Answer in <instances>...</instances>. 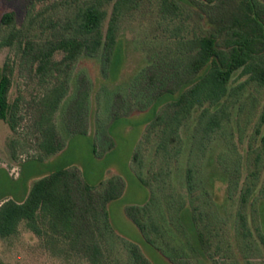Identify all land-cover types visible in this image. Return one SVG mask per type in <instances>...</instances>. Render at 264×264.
Listing matches in <instances>:
<instances>
[{
    "label": "trees",
    "instance_id": "obj_1",
    "mask_svg": "<svg viewBox=\"0 0 264 264\" xmlns=\"http://www.w3.org/2000/svg\"><path fill=\"white\" fill-rule=\"evenodd\" d=\"M189 1L196 3L195 0ZM198 1L208 8L222 10L220 25L222 30L230 32L235 39L233 54L228 55L214 37L189 33L177 24L171 26L177 17L178 8L172 0H159L160 23H166L169 28L166 37L158 42L151 41L150 44L155 45V50L150 52L151 62L133 80L130 86L132 94L125 98V102L122 98L117 101L115 113L108 117L111 125L100 120L98 128L100 144L104 146L110 143L107 130L121 117L120 114L128 113L130 106L140 111L158 109L148 137L134 151L132 170L145 184L147 176H150L152 185L148 186L159 192L161 186L165 187L169 182L172 170L179 167L182 161L188 160L187 165H191V168L186 183L191 208H180L177 213L186 240L183 246L192 254L197 250L212 249L220 234L223 214H226L224 207H220L214 198L215 180L206 183L204 179L197 178L200 174L196 168H201L202 161L210 155L209 168L214 169H211L215 172L213 174L220 175L222 182L231 179L240 170V163L230 167L226 157H222L218 162L224 167L225 173L218 171L213 150L216 132L222 127L225 117L222 106L230 94V84L234 75L242 71L243 76L249 75L254 82L264 86V67L250 63L256 56H264V0ZM140 2L85 0L77 4L76 10L68 12L69 16L63 24L67 33L60 37L54 34V38L43 47L23 39V33L16 28L14 13H6L2 17L1 27L7 33L0 37V47H17L23 61L34 69L42 83L48 85L44 88L45 93L36 112L34 127L40 139L34 159L55 157L65 150L69 138L77 134H88L86 120L91 114L93 84L83 72L76 79L75 66L83 58L95 60L102 74L110 75L117 54L120 21L135 11ZM111 3H114L112 18L104 34L103 26L108 14L103 7ZM233 3L234 10L231 9ZM65 9L69 10L67 7ZM59 53L63 54V59L57 61L55 57ZM14 72V62L9 57L0 74V119L16 135L20 123L19 106L17 103L11 104L9 98ZM73 84L75 93L69 100ZM166 96L172 100L161 106ZM197 108H202V112L190 132V139L192 143L204 140L202 155L199 157V152H195L196 147L191 146L187 150V142L181 136L182 128L191 122ZM59 113L62 115L60 125L57 122ZM260 121L264 124V107ZM20 142L14 138L11 143L14 160H17L16 146L22 145ZM194 188L199 189L197 196L193 193ZM185 189L183 187L181 192L184 193ZM123 190L124 181L120 177L96 187L87 184L77 169H59L34 182L23 201L0 200V238L8 239L16 235L19 226L25 223L38 237L44 238L50 248L55 250L61 244L63 250H76L89 256L92 261H100L106 255L104 250H109L117 242L111 235L108 205L118 199ZM231 190L229 187V199ZM252 196V191L245 195V203ZM202 206L214 214L217 220L215 224L212 225L208 214V220L202 226L201 223L205 222L201 214ZM128 216L157 249H171L173 239L168 238L153 223V215L146 208H130ZM237 216L241 221L240 229L235 227ZM225 219L228 220L226 216ZM248 220L247 212L242 211L235 213L233 225L231 220L227 221L230 225L227 238L229 250L234 246L241 250L244 247L247 249V244V247L250 246L254 232ZM260 238L264 245V234L260 233ZM126 247L133 264H152L138 246ZM217 250L221 249L218 247ZM189 258L182 256L175 261L176 264H185Z\"/></svg>",
    "mask_w": 264,
    "mask_h": 264
},
{
    "label": "rangeland",
    "instance_id": "obj_2",
    "mask_svg": "<svg viewBox=\"0 0 264 264\" xmlns=\"http://www.w3.org/2000/svg\"><path fill=\"white\" fill-rule=\"evenodd\" d=\"M84 1L0 0V37L7 33L1 27V19L6 13L12 12L16 16V28L25 37L23 39L43 47L48 40L54 38V34L60 37L67 33L63 24L69 16L68 12L76 10L77 4ZM172 1L176 4L178 12L171 26L177 24L189 33L214 37L228 55L233 54L235 39L230 32L222 30V10L203 6L198 0H195L196 3L189 0ZM67 2L68 4L63 6ZM158 2L159 0H141L138 8L120 21L117 54L110 75L102 74L100 65L95 60L83 58L76 64V79L83 72L93 84L91 114L86 120L89 132L69 138L65 150L50 159L33 158L37 156L40 139L34 127L37 107L45 93L44 88L48 85L42 83L34 69L23 61L17 47H0V74L9 57L14 62L15 72L9 98L11 104H18L20 120L17 134L14 135L8 124L0 119V200L23 201L34 182L59 169H77L87 184L96 187L107 184L116 177L124 181L123 192L108 205L111 235L117 242L113 247H109V250H104L106 255L100 261H92L89 256L76 250H63L64 246L61 244L54 250L45 244L44 238L38 237L22 223L16 235L8 239L0 238V264H133L127 245L138 246L152 264H176L175 259L182 256L190 257L185 264H264V245L260 238V233L264 234V124L260 121L264 107V86L254 82L249 75L243 76L242 71L234 75L229 87L230 94L222 106L225 109L223 124L216 132L213 146L215 167L218 171L225 173L218 159L226 157L230 167L240 163L239 172L222 182L220 175L213 174L215 172L209 168L210 155L202 161L201 168H196V172L200 174L197 178L204 179L206 183L215 180V201L220 207H224L223 211L226 212L223 214L220 234L211 250H197L192 254L184 248L186 244L183 243H186V240L177 211L183 207L191 208L186 183L189 167L191 168V165H187L188 160L182 161L179 167L172 170L169 182L167 181L165 187L161 186L159 192L148 186L152 185L150 176H147L145 184L132 170L134 151L148 137L157 108L140 111L130 106L127 116L125 113L120 114L121 117L107 130L110 143L104 146L100 144L99 121H107V125H111L108 117L115 113L117 101L122 98L125 102V98L132 94L130 86L133 80L151 62L150 52L155 50V45L150 44L151 41L158 42L166 37L169 28L166 23H160ZM113 5L114 3H111L103 7L108 14L103 26L104 34L107 33L112 18ZM231 9H235L234 3ZM55 59L60 61L63 54H57ZM250 63L264 67V56H256ZM74 93L73 84L69 100ZM171 100L170 96H166L160 105ZM122 111L121 109V113ZM201 112L202 108H197L191 122L181 130V136L187 142V150L191 149V146L196 147L198 157L202 155L201 146L204 140L192 143L190 132ZM61 116V113L57 114L59 125ZM100 124L104 125L102 122ZM14 138L22 143L16 146L17 160L13 158L14 150L11 144ZM183 187L186 188L184 193L181 192ZM229 187L232 188L230 199ZM193 190L197 196L199 189ZM250 191L253 196L245 203L244 197ZM130 208H146V211L153 215V223L155 222L168 238L173 239L170 250L157 249L147 241L129 218ZM242 211L247 212L249 226L254 232L250 239L251 244L249 247L247 244V249L244 247L241 250L240 247L237 249L234 246L229 250L227 238L230 225L227 221H232L233 225L235 213ZM201 214L205 219V222L201 223L203 227L208 214L212 225L216 223L214 214H211L207 207L202 206ZM240 223L237 216L236 229L241 228ZM218 247L221 250H217Z\"/></svg>",
    "mask_w": 264,
    "mask_h": 264
}]
</instances>
